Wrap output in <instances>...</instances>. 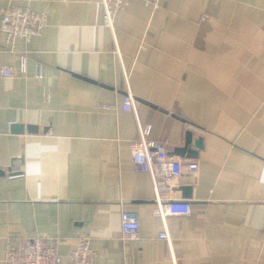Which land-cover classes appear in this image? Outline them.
I'll list each match as a JSON object with an SVG mask.
<instances>
[{
  "label": "crops",
  "instance_id": "crops-1",
  "mask_svg": "<svg viewBox=\"0 0 264 264\" xmlns=\"http://www.w3.org/2000/svg\"><path fill=\"white\" fill-rule=\"evenodd\" d=\"M14 5L48 18L14 49L0 31V264L38 234L63 261L87 236L99 264H264V0H125L113 30L101 0H0V24ZM22 53L26 72L3 76ZM128 83L136 109L122 113ZM141 130L198 162L160 190L189 216L156 214L132 159ZM188 132L196 155L181 151Z\"/></svg>",
  "mask_w": 264,
  "mask_h": 264
},
{
  "label": "built area",
  "instance_id": "built-area-1",
  "mask_svg": "<svg viewBox=\"0 0 264 264\" xmlns=\"http://www.w3.org/2000/svg\"><path fill=\"white\" fill-rule=\"evenodd\" d=\"M104 7V24L114 29V16L121 9L125 0H101ZM146 3L159 4L161 0H143ZM47 12L38 11L26 6H9L1 12L0 31L5 42L14 49L15 41L24 39L30 41L35 35H40L46 26ZM27 53L21 54V63L16 72L11 66H4L1 74L13 77L16 73L23 74L27 70ZM38 66V70H39ZM40 76V74H39ZM127 79V77H126ZM128 82V79H127ZM124 94L122 113L134 112L136 109L135 97L130 90L129 83ZM46 99L49 95L46 94ZM106 108H114L105 105ZM11 127V124H9ZM132 159L136 168L148 172L156 190V214L163 219L168 216H189L191 204L186 200H168L160 195L162 188H169L178 180L184 170L196 173L198 162L188 161L172 155L166 141L149 139L141 130L140 139L132 146ZM121 227L124 239H136L140 232V222L136 213L124 211L121 214ZM162 239H170L167 231L160 234ZM5 264H99L96 253L87 236H81L75 249L63 261L58 252V241L46 238L40 234L18 242H10L7 248Z\"/></svg>",
  "mask_w": 264,
  "mask_h": 264
},
{
  "label": "water",
  "instance_id": "water-1",
  "mask_svg": "<svg viewBox=\"0 0 264 264\" xmlns=\"http://www.w3.org/2000/svg\"><path fill=\"white\" fill-rule=\"evenodd\" d=\"M27 129L29 131H37L38 128L36 126H28ZM23 131H24V125L23 124L16 123V124L11 125V132L21 133ZM192 141H193V133L188 132L186 135L185 145L183 147V150H181V151L184 152L185 154H186V152H188V154L196 155L199 152V150L203 147V137L198 136L195 140L194 148L190 149L189 145L192 143Z\"/></svg>",
  "mask_w": 264,
  "mask_h": 264
}]
</instances>
